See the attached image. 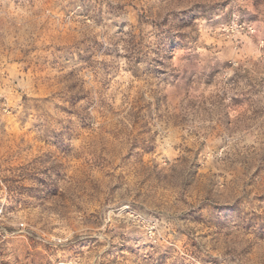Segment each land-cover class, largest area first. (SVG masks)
Masks as SVG:
<instances>
[{
    "label": "rangeland",
    "instance_id": "374dc122",
    "mask_svg": "<svg viewBox=\"0 0 264 264\" xmlns=\"http://www.w3.org/2000/svg\"><path fill=\"white\" fill-rule=\"evenodd\" d=\"M0 264H264V0H0Z\"/></svg>",
    "mask_w": 264,
    "mask_h": 264
},
{
    "label": "snow or ice",
    "instance_id": "6c2138e0",
    "mask_svg": "<svg viewBox=\"0 0 264 264\" xmlns=\"http://www.w3.org/2000/svg\"><path fill=\"white\" fill-rule=\"evenodd\" d=\"M225 75H230V73H225ZM85 238V237H82ZM91 238H93L97 243L101 242L103 237L100 235H93Z\"/></svg>",
    "mask_w": 264,
    "mask_h": 264
}]
</instances>
